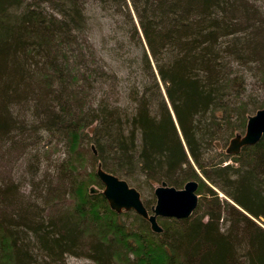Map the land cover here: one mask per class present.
Returning <instances> with one entry per match:
<instances>
[{"label":"trees","instance_id":"16d2710c","mask_svg":"<svg viewBox=\"0 0 264 264\" xmlns=\"http://www.w3.org/2000/svg\"><path fill=\"white\" fill-rule=\"evenodd\" d=\"M255 1L0 0V148L13 167L28 143L65 146L29 193L0 176V264H264V133L225 153L264 106ZM98 163L136 187L196 180L202 198L159 233L128 226L87 192Z\"/></svg>","mask_w":264,"mask_h":264},{"label":"water","instance_id":"95a60500","mask_svg":"<svg viewBox=\"0 0 264 264\" xmlns=\"http://www.w3.org/2000/svg\"><path fill=\"white\" fill-rule=\"evenodd\" d=\"M264 133V106L247 116L243 134L233 135L225 148L227 154H237L244 146L255 144ZM94 151L93 146H91ZM95 175L103 185L101 193L109 208L116 213L122 210H133L144 218L153 232L159 233L162 227L157 222V217H174L177 219L189 217L198 202L196 180H188L181 188H175L162 181L154 187L155 203L147 209L138 190L129 186L127 181L103 170L97 164ZM94 186L89 187L90 193L97 192Z\"/></svg>","mask_w":264,"mask_h":264},{"label":"rangeland","instance_id":"374dc122","mask_svg":"<svg viewBox=\"0 0 264 264\" xmlns=\"http://www.w3.org/2000/svg\"><path fill=\"white\" fill-rule=\"evenodd\" d=\"M255 3L260 8V10H262V12L264 13V0H256ZM89 13L93 15V21H92L93 27H96L98 22H102L103 18L101 16L102 15L101 12L95 11L93 9V10H90ZM95 35L97 37L99 35L97 29H95ZM96 40H98V38H96ZM112 64L114 65V63H112ZM257 85L258 84H255V86L253 88H255L254 90L256 92H260V88H258ZM250 87H251V85L249 84V89H250ZM240 134H243V133L241 132ZM44 140L45 139H43L41 142L37 143L36 145L32 144V143H28V148L26 149L25 154H23L21 156L20 155L15 156V160H13V161H15L13 167H10V165L7 162V160L9 159V152L8 151H10V150H6L8 147L7 144L5 146H3L2 148H0V172L2 171L0 173V176L3 174L6 175L5 170H8V167H10L11 168L10 173L15 177V179L17 181H19L20 188L25 194L29 193L31 190V186H30V183L28 180V175H26V174H29V171L31 168L32 169L37 168V170H39V168H40V170L42 172V171H44V169L46 167H48L50 164L54 163L55 160H58V159L64 157L65 146L60 145V143H57L55 141H50V143H51L50 144L49 141H46V140L44 141ZM79 154L81 155V157L78 155L81 158V160H79V157L76 158L78 160L75 161L74 164L77 166V168L80 170V172L83 176L86 174V172H87V176H88V174L92 170L90 168V164L88 163L86 166L85 161H84L85 157H84V151L83 150L79 149ZM84 169H85V171H84ZM83 178H86V176ZM139 181L141 183L143 181V178L139 177ZM157 185L158 184L148 185V186L142 185V187H136L131 183L129 184V186H132L138 190L142 202L147 203L148 205H153L155 203V196H154L153 190H154V187ZM90 186H94L96 189H98V191L95 193H90L89 192ZM86 189H87V192L90 194L99 193L103 189V185L100 183V181L98 180L95 173H93V179L92 180L90 179L89 182L87 181ZM197 189H196V191H197ZM197 195H198V200L200 199V197L202 198L201 193H199ZM219 195L221 196L222 193L219 192ZM67 197L68 196H66V198ZM69 200H70V198H68V201H67L68 203H66V205L69 208V210H71L73 208V202H70ZM121 212L122 213L126 212L124 214V216L121 217V219L123 221H125L126 225H128V226L130 225L132 227L137 226V220L135 217L136 215H138L137 213H135L133 210H127V211L122 210ZM166 218H168V217L158 216L157 217L158 224L160 226L161 225L163 226L165 224L164 220ZM148 228L150 229L149 225H148ZM128 257L132 258L133 257L132 253H129ZM66 264H96V263L93 260H91V259H89L83 255H81V256L68 255L66 257Z\"/></svg>","mask_w":264,"mask_h":264}]
</instances>
